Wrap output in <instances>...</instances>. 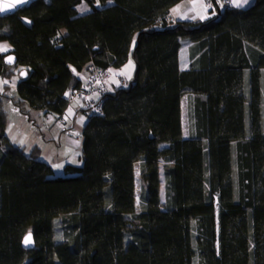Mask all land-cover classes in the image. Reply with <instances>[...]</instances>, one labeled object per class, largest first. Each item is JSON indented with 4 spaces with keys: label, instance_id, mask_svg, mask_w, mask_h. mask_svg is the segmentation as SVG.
Returning a JSON list of instances; mask_svg holds the SVG:
<instances>
[{
    "label": "trees",
    "instance_id": "1",
    "mask_svg": "<svg viewBox=\"0 0 264 264\" xmlns=\"http://www.w3.org/2000/svg\"><path fill=\"white\" fill-rule=\"evenodd\" d=\"M181 1L39 0L0 18L17 61L0 51V77L17 81L14 95L0 93V264H264V0H211L216 16L168 23ZM83 3L92 11L80 15ZM129 61V84L103 97V114L81 110V167L57 177L39 147L9 142L7 101L62 119L84 67Z\"/></svg>",
    "mask_w": 264,
    "mask_h": 264
},
{
    "label": "crops",
    "instance_id": "2",
    "mask_svg": "<svg viewBox=\"0 0 264 264\" xmlns=\"http://www.w3.org/2000/svg\"><path fill=\"white\" fill-rule=\"evenodd\" d=\"M254 3V0H234L235 9H246L250 7ZM108 4H112V1H109ZM223 4V3H222ZM78 13L80 15L88 14L92 11V7L87 4L83 3L77 7ZM218 14L217 7L211 3L210 5L207 4L206 0H183L173 6L170 9L169 16L167 18V22L174 24L176 22H198V21H204L208 18H211L213 16H216ZM181 50H180V67L182 70L186 71L190 69L191 67V61H190V49L193 46V44L183 39L181 40ZM12 46L9 43L2 42L0 43V51L3 54H7L8 52L12 51ZM134 64L129 61L125 66L119 69H112L114 74H124L125 76L131 78L132 74L134 72ZM10 82H14V79H4V84L8 87H11L13 84ZM15 83L17 84V81L15 80ZM113 78L109 79L108 84L111 88L110 93L114 91L113 86ZM16 84L14 86V94L16 93ZM6 93V92H4ZM185 97V96H184ZM183 97V98H184ZM183 98L181 103V110H182V130H183V138L187 139L191 132L193 127V121L190 117V111H189V120L187 118V125L185 126L184 122V111H183ZM84 109L82 105L80 104V101H73L69 103V106L67 110L65 111L62 119H57L53 115H47L49 119V124L56 125L60 123V130L57 129L55 132H57L56 136L55 134H52L51 136V142H53L54 146L58 147V150L51 149V143L47 145L46 155L51 157L52 161L55 159H62V162L57 166V169L53 168L55 176H64V167L66 165H75L77 167L82 166V161L80 159L81 156V146H82V131L85 126V124L88 121V117L86 114L81 112V110ZM52 133V131H51ZM79 135L77 139H75V144L72 141V134ZM54 137H57L54 138ZM80 137V138H79ZM66 138V139H64ZM66 140V141H65ZM66 142V143H65ZM15 145V144H13ZM20 146V145H19ZM74 146H77L75 148ZM80 146V147H79ZM78 149L74 151V154L72 153V150ZM53 150H56V153H53ZM52 151V152H50ZM41 153L42 150H41ZM47 162V161H45ZM48 163V162H47ZM49 164V163H48ZM50 165V164H49Z\"/></svg>",
    "mask_w": 264,
    "mask_h": 264
},
{
    "label": "rangeland",
    "instance_id": "3",
    "mask_svg": "<svg viewBox=\"0 0 264 264\" xmlns=\"http://www.w3.org/2000/svg\"><path fill=\"white\" fill-rule=\"evenodd\" d=\"M11 52V51H10ZM8 52V53H10ZM7 53V54H8ZM124 75V74H123ZM125 76V75H124ZM127 79H130L129 77L125 76ZM10 80V79H9ZM12 80V79H11ZM14 82H10L11 84L15 85ZM8 87V89H5L4 79L0 77V93L7 92L9 94L14 95V86ZM7 91H5V90ZM190 102H191V96L186 95L183 98V111H184V122L185 126L187 125V118L189 120V111H190ZM5 110L7 112V127H6V135L8 137L9 142L15 145H20L24 148H26V151L29 152L35 147H39L43 153H41V159L44 161H47L54 169H57V166L62 162V159H55L52 161L50 156L46 155L47 145L51 143V149L58 150L57 146H54L53 142L49 141L51 140L52 134L57 135V132H55L57 129L60 130V123L56 125L49 124V119L47 116L43 114V112H40L38 110L32 109L30 106H25L22 110L17 108L12 101H7L5 103ZM52 131V133H51ZM72 141L75 144V139L79 135L72 134ZM57 139V137H54ZM80 138V137H79ZM66 139V138H64ZM66 141V140H65ZM66 143V142H65ZM77 148V146H74ZM80 147V146H79ZM56 150H53V153H56ZM72 150V149H71ZM78 149L72 150L71 154H74ZM52 152V151H50ZM161 167V203L162 205L165 204V182H164V176H163V163L160 165ZM135 185H136V203H137V209L139 210L140 205V199L139 195L141 193V180H140V167L137 163L135 165ZM60 218H57L55 220V235L57 240L62 239V232L60 229Z\"/></svg>",
    "mask_w": 264,
    "mask_h": 264
},
{
    "label": "built area",
    "instance_id": "4",
    "mask_svg": "<svg viewBox=\"0 0 264 264\" xmlns=\"http://www.w3.org/2000/svg\"><path fill=\"white\" fill-rule=\"evenodd\" d=\"M210 5L211 0H206ZM223 5L227 8H234V0H224ZM82 86L79 89H74L69 96V103L80 101L82 107L89 109L94 115L100 116L103 114V97L110 93L108 81L113 78V88H126L130 79H127L123 74H114L111 69L101 71L93 66H86L80 73Z\"/></svg>",
    "mask_w": 264,
    "mask_h": 264
},
{
    "label": "water",
    "instance_id": "5",
    "mask_svg": "<svg viewBox=\"0 0 264 264\" xmlns=\"http://www.w3.org/2000/svg\"><path fill=\"white\" fill-rule=\"evenodd\" d=\"M39 0H0V18L7 15H13L21 10L31 7ZM23 21L27 22L23 18ZM30 24L29 22H27ZM16 56L13 53H8L5 57V64L14 66L16 64ZM21 78L27 77V71L22 70L20 73ZM23 247L27 250H32L36 247L35 240L32 233L27 234L23 240Z\"/></svg>",
    "mask_w": 264,
    "mask_h": 264
}]
</instances>
